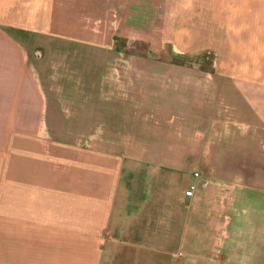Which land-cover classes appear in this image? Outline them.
Returning a JSON list of instances; mask_svg holds the SVG:
<instances>
[{
    "label": "crops",
    "instance_id": "crops-1",
    "mask_svg": "<svg viewBox=\"0 0 264 264\" xmlns=\"http://www.w3.org/2000/svg\"><path fill=\"white\" fill-rule=\"evenodd\" d=\"M172 14L186 27L170 34L175 53L192 51L201 37L228 40L216 94L233 122L255 126L264 139V0H0V264L228 258L236 201L261 188L259 173L257 184L238 186L229 158L218 179L214 160L191 157L194 146L185 141H145L146 149L176 152L139 157L123 155L118 143L60 139L58 132L89 131L71 126L68 106L56 127L53 89L40 78L37 44L55 39L113 51L114 38L134 39L123 27L135 17L148 34ZM143 32L134 35L147 38ZM25 35L34 42L26 45Z\"/></svg>",
    "mask_w": 264,
    "mask_h": 264
},
{
    "label": "rangeland",
    "instance_id": "rangeland-1",
    "mask_svg": "<svg viewBox=\"0 0 264 264\" xmlns=\"http://www.w3.org/2000/svg\"><path fill=\"white\" fill-rule=\"evenodd\" d=\"M177 16L159 19L160 30H154L153 24L148 34L141 31L143 18L135 17L123 27H131L134 39L114 38L113 51L55 39L37 44L41 45L37 49L42 59L40 78L52 87L58 108L56 127H62L68 106L71 126L89 131H62L57 137L100 140L106 147L118 143L123 155L139 157L176 152L146 149L145 141H185L194 146L188 151L191 157L214 160L218 179L225 178L229 158L238 186L257 184L259 173L261 188L246 189L248 200L236 201L233 243L220 264H264V139L255 126L233 122L224 112L223 96L216 94L217 66L227 55L228 40L201 37L192 51L175 53L170 34L186 30ZM165 29L169 33L162 36ZM137 32L148 36H135ZM23 37L26 45L34 42L33 37ZM118 86L121 89L116 91Z\"/></svg>",
    "mask_w": 264,
    "mask_h": 264
},
{
    "label": "built area",
    "instance_id": "built-area-1",
    "mask_svg": "<svg viewBox=\"0 0 264 264\" xmlns=\"http://www.w3.org/2000/svg\"><path fill=\"white\" fill-rule=\"evenodd\" d=\"M193 190V186H191L189 189L185 190V194L186 195H191L192 194V191Z\"/></svg>",
    "mask_w": 264,
    "mask_h": 264
},
{
    "label": "water",
    "instance_id": "water-1",
    "mask_svg": "<svg viewBox=\"0 0 264 264\" xmlns=\"http://www.w3.org/2000/svg\"><path fill=\"white\" fill-rule=\"evenodd\" d=\"M36 55H38V56H39L40 54H39V53L36 51Z\"/></svg>",
    "mask_w": 264,
    "mask_h": 264
}]
</instances>
